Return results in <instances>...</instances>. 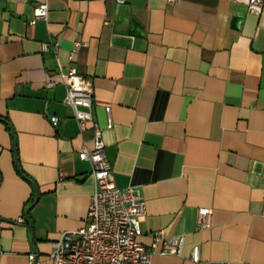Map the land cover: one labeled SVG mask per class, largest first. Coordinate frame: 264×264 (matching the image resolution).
<instances>
[{"label": "crops", "instance_id": "1", "mask_svg": "<svg viewBox=\"0 0 264 264\" xmlns=\"http://www.w3.org/2000/svg\"><path fill=\"white\" fill-rule=\"evenodd\" d=\"M41 1L0 0V264H52L53 241L86 221L95 179L78 153L92 125L81 135L64 102L69 66L91 83L116 185L146 201L151 264H264V6L48 0L31 24ZM180 235L181 252H163Z\"/></svg>", "mask_w": 264, "mask_h": 264}, {"label": "built area", "instance_id": "2", "mask_svg": "<svg viewBox=\"0 0 264 264\" xmlns=\"http://www.w3.org/2000/svg\"><path fill=\"white\" fill-rule=\"evenodd\" d=\"M123 3L125 0H116ZM170 2L174 0H169ZM264 0H249L248 10L260 12ZM49 13L48 0L39 2L33 11L30 23L38 19H47ZM49 43H44L47 48ZM58 48V43H52ZM81 46L80 41H75L72 53ZM61 79L66 85L64 102L70 105L79 126V133L92 125V145L83 146L78 155L81 159L91 162V174L95 179V188L90 195L89 208L86 221L83 225L62 231L53 241L49 258L52 264H151L152 250L138 240L141 232L140 218L146 212V201L141 189L131 184L119 187L114 180L113 170L105 151L103 128L96 122L93 109V89L90 81L77 72L76 68L69 66L62 70ZM53 82H48L52 86ZM106 127L113 126L110 105L105 106ZM59 117L55 116L53 124L56 125ZM1 182V164H0ZM210 209L202 207L198 214V227L210 224ZM24 221L23 218H19ZM2 218L0 216V229ZM162 238V231L153 235L152 248L157 247ZM184 243V236L170 237L165 240V253L179 254ZM2 251L0 245V252ZM31 261L36 259V253L29 254ZM191 259H200L199 246L192 249ZM208 264H231L229 261H209Z\"/></svg>", "mask_w": 264, "mask_h": 264}]
</instances>
